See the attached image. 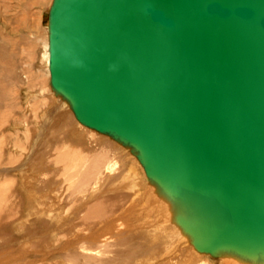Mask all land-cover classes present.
I'll return each instance as SVG.
<instances>
[{"label":"water","instance_id":"1","mask_svg":"<svg viewBox=\"0 0 264 264\" xmlns=\"http://www.w3.org/2000/svg\"><path fill=\"white\" fill-rule=\"evenodd\" d=\"M45 26L75 120L187 201L203 248L264 257V0H52Z\"/></svg>","mask_w":264,"mask_h":264},{"label":"rangeland","instance_id":"2","mask_svg":"<svg viewBox=\"0 0 264 264\" xmlns=\"http://www.w3.org/2000/svg\"><path fill=\"white\" fill-rule=\"evenodd\" d=\"M40 1L0 0V32L4 33H0V48L7 53L6 57L0 59L2 60L0 80L4 85L2 86L0 83V94H2L0 129L3 130H1L3 137L16 136L20 147H23V144L26 146H24L26 148L24 153L19 149L15 150L17 157H23L11 167L17 170L13 172V175L9 173V177L2 171L8 168L10 164L0 166L1 186H5L8 190L13 187L16 191L13 192L17 193V198L14 197L18 201L15 219L3 224V228L0 229V264H107V259L112 261L124 255L125 257L116 264H137V261L140 260V262L146 261V264H163L166 261L173 260L176 262L180 260L178 263L182 264L188 258L180 246L179 249L175 247L176 250L173 249L167 255L158 254L156 251L162 249L160 243L163 242V239L159 238L160 240L156 241V238L151 234L160 224L159 217L161 215L158 214L157 216L156 211H152L151 204L154 199H152V203L149 202L151 204L144 200L146 193L150 190V185L143 171L137 173L139 177L136 175L138 184L140 183L136 187V193L139 192L140 195L135 193L132 197L134 193L127 190L129 184L120 183L127 171L128 159L132 158L129 152L110 138L88 130L79 124L68 104L51 90L49 74L43 64H46L44 54L46 42L48 44L45 12L52 0ZM3 24H6V27ZM3 40L9 43L6 45L1 42ZM36 93H41V95L38 98H32L31 96ZM8 110H13L11 111L13 113L10 114ZM35 110H40V112L37 113ZM17 117L19 119H16ZM25 121L26 123H24ZM3 124L5 125L3 126ZM28 125H30L31 131ZM24 128L31 133H28ZM26 134L28 135L26 136ZM38 136L41 137L37 142ZM56 136L67 138L68 142H74L78 146L77 148H80L74 152V155H82L83 167L76 178L68 181L64 179L51 181V179V185L46 183L45 186V180H49V176L55 173L52 171L55 167L46 165V160H38L37 156L41 152L40 147L45 144L48 146L54 144L53 139ZM32 143L38 146L36 147ZM107 168H110L111 173ZM22 172L27 174L30 187L35 189L29 195L26 194L27 190L22 192L15 187V181L19 182ZM87 174L91 175L90 181L86 178L88 177ZM66 187L69 189L67 190ZM59 188L60 193L58 192ZM93 189H97L96 194L89 197L88 194ZM31 194L38 200L36 198H32L34 201L31 200ZM116 196H124L125 198L112 215L100 219L103 221L102 224L96 225L94 222L88 227H75L79 215L84 214L89 206L100 200L115 198ZM58 206L62 207L61 209L64 208L61 214L56 212ZM186 239L188 241V238ZM152 249L155 251V255ZM128 253H130L129 257L127 256ZM131 254H135V256L131 258ZM156 254H158V258L155 257L154 259ZM196 255L200 258L195 260L194 264H219L218 258Z\"/></svg>","mask_w":264,"mask_h":264},{"label":"bare ground","instance_id":"3","mask_svg":"<svg viewBox=\"0 0 264 264\" xmlns=\"http://www.w3.org/2000/svg\"><path fill=\"white\" fill-rule=\"evenodd\" d=\"M11 1V0H10ZM40 1V0H39ZM41 2V1H40ZM13 3V2H11ZM2 5V4H1ZM5 6V5H4ZM7 7V6H5ZM4 7V8H5ZM12 7V6H10ZM7 9V8H6ZM19 9V8H18ZM24 10V9H23ZM8 11V10H7ZM11 11V10H10ZM20 11V10H19ZM25 11H26V8H25ZM3 12V11H2ZM25 14V12H24ZM9 15V14H8ZM10 16V15H9ZM25 16V15H24ZM7 17V16H5ZM24 19V18H23ZM21 20V19H20ZM22 21V20H21ZM24 21V20H23ZM25 22V21H24ZM4 23V22H2ZM1 23V24H2ZM7 23V22H5ZM4 25V24H3ZM9 25V24H8ZM7 25V27H8ZM2 26V25H1ZM4 27H6V24L4 25ZM5 29V28H4ZM9 30V29H8ZM5 31V30H4ZM2 32V31H1ZM0 32V33H1ZM6 32V31H5ZM9 32V31H8ZM3 33V32H2ZM4 34V33H3ZM6 39V38H5ZM48 39V38H47ZM9 41V40H8ZM3 43H5L6 45L9 43L7 41H1ZM2 44V43H1ZM3 46H5L3 44ZM45 47H46V52H45V48L43 49L45 54L44 56L46 57V64H43L45 65V68L48 72V61H47V58H48V52H47V48H48V44L46 42L45 44ZM7 53L6 51H4L2 48H0V59L6 57ZM43 57V58H45ZM2 60H0V67H1V62ZM4 64L6 65L5 63V60H4ZM43 67V66H42ZM41 67V68H42ZM44 68V70H45ZM43 70V71H44ZM46 72V71H44ZM1 73V72H0ZM49 74V72H48ZM30 77V75H29ZM32 78V77H31ZM0 83H1V80H0ZM49 83H50V80H49ZM2 84V83H1ZM2 86H4L2 84ZM50 88L51 90L54 92V94L61 98L64 102H66V104H68L70 110H71V107H70V104L67 100H65L60 94H58L50 85ZM37 91V90H36ZM28 94V93H27ZM32 94V93H31ZM40 94H33L31 97L35 98L38 96H40ZM26 96V95H25ZM28 96V95H27ZM30 97V96H29ZM43 97V96H42ZM30 100V99H29ZM1 101H2V94H0V104H1ZM27 101V100H26ZM27 104V103H26ZM5 106H6V103H5ZM28 106V105H27ZM22 107V106H21ZM7 108V107H6ZM20 108V107H19ZM30 108V107H29ZM33 108V106H32ZM21 109V108H20ZM27 109V108H26ZM36 109V108H35ZM17 110V109H16ZM22 110V109H21ZM10 111V110H8ZM13 111V110H11ZM10 111V114H12ZM37 111V113L40 112V110H35V112ZM15 112V111H14ZM19 112V110L17 111V113ZM22 112V111H21ZM35 112L33 113V115L35 114ZM48 112V111H47ZM72 112V111H71ZM30 113V112H29ZM43 113V112H42ZM23 114V113H21ZM44 114V113H43ZM73 114V113H72ZM7 115V114H6ZM30 115V114H28ZM33 115H30L31 117ZM19 116V114H18ZM23 116V115H22ZM27 116V115H26ZM36 116V115H35ZM21 117V116H20ZM34 117V116H33ZM9 118V117H8ZM15 118V117H14ZM25 118V117H24ZM23 118V119H24ZM16 119H19V117H17ZM21 120V119H20ZM27 120V119H25ZM31 120V119H30ZM51 120V119H50ZM49 120V121H50ZM13 121V120H11ZM33 121V120H32ZM31 121V122H32ZM4 122V121H3ZM18 122L20 123V121L18 120ZM51 122V121H50ZM26 123V121L24 122ZM35 124H37L35 121H34ZM6 124V123H5ZM3 124V126L5 125ZM23 124V122H22ZM29 124V123H28ZM1 125V124H0ZM21 125V124H20ZM29 126V129L31 128L30 125ZM21 128V126H19ZM85 127V126H83ZM23 128V127H22ZM86 128V127H85ZM26 130V128H24ZM65 129V128H64ZM89 130V128H87ZM2 129H0L1 131ZM28 130V129H27ZM26 130V131H27ZM92 130V129H90ZM3 131V130H2ZM2 131L0 132V166L5 164V165H9L8 168H5V170H2L4 171V173L9 176V173H12L13 175V172L14 171H17L15 170L14 168H11L12 166L16 165L15 163L19 162L23 156H19L17 157L15 154V150L16 149H19L22 153H24L26 151V146L23 144V147L21 146L20 147V144L18 143V139L16 138V136L14 137H10L7 138V137H3L2 136ZM31 131V129H30ZM29 131V132H30ZM94 132H96L95 130H92ZM28 132V131H27ZM28 132V133H29ZM84 132V131H83ZM25 133V132H24ZM31 133V132H30ZM60 133V132H59ZM91 133V132H90ZM100 135H103V136H106L108 138H110L112 141L116 142L117 144L121 145L122 148H124L125 150H127L130 154V156L132 158H129L128 159V163H127V171L126 173H124V176L123 178L121 179L120 183H128V187H127V190L128 192H132L134 193L132 195V197H134L136 191H137V186H139L138 184V175L137 173H141L140 171L142 170L143 173H144V176L145 178L147 179L149 185H150V190L146 193V200L145 202L146 203H149L151 202L152 203V199H154L153 203H149L151 204V207H152V211L154 210V212L156 211L157 213V216L158 214L161 215L159 217L160 219V224L156 227V230H154L152 232V236H154V238H156V241L157 240H160L159 238H162L163 239V242L160 243L162 244L161 247L162 249L161 252L160 250H156L158 251V254H169L170 251H172L173 249L176 250L175 247H178L179 249V246H180V249L184 251V255L188 258V259H185V263L183 262L182 264H194V261L195 260H198L200 257L196 254H200V255H203V256H209V257H212V258H218L219 259V264H264V257H258V256H248V255H244V254H240L238 252H234V251H231V250H217L216 252H210L208 249L209 248H203L202 246L205 245V242L207 241L208 239V235H206V232L202 229V227H195L194 226V223H197L199 224V226H201V223H202V220H201V217L199 215V213L185 200H183V198L180 197H176V196H171L170 193H168L164 188H162V186H160L158 184V181L155 180L154 178H148L146 175H145V172H144V169H143V166L141 164V162L139 161L138 157H137V153L136 151L129 145L127 144H123L121 141L107 135V134H102V133H99V132H96ZM63 134V133H62ZM28 134H26L27 136ZM52 135V134H51ZM58 135V133H57ZM70 136V135H69ZM95 136V135H93ZM39 137L41 136H38L37 137V142L39 140ZM67 137V136H66ZM97 137V136H96ZM25 138V137H24ZM77 138V136H76ZM75 138V139H76ZM43 139V138H42ZM52 140V139H51ZM54 141V144L51 145V146H48V145H44L42 147H40L41 149V152L40 154L37 156V159L38 160H46L45 164L46 165H50V166H53L55 167L54 171L55 173H52L53 175L52 176H49L50 179L49 180H45L44 182V185L46 186V183L48 185H51L50 183V180L51 181H60L61 179H64L65 181H68L72 178H76L80 172H81V169H82V155H77L75 156L74 155V152L76 150H79L80 148H77L78 146L75 145L74 142H68L69 140L67 138H63L61 136L59 137H55L53 139ZM79 141V140H78ZM30 143V142H29ZM28 143V144H29ZM78 143V142H77ZM32 144H35V143H32ZM38 144V143H37ZM27 145V144H26ZM118 145V146H119ZM25 146V147H24ZM36 146V144H35ZM38 146V145H37ZM36 146V147H37ZM29 147V146H28ZM64 147V148H63ZM25 148V149H24ZM31 149V148H30ZM33 149V148H32ZM35 149V148H34ZM123 149V150H124ZM28 150V148H27ZM82 150V149H81ZM89 150V149H88ZM34 151V150H33ZM32 151V152H33ZM126 151V152H127ZM127 152V153H128ZM21 153V154H22ZM26 155H28L26 153ZM89 156V155H88ZM95 157V156H94ZM85 158V157H84ZM27 159V158H26ZM87 159V158H86ZM84 159V160H86ZM88 160V159H87ZM44 164V165H45ZM124 166V165H123ZM52 167V168H53ZM44 168V167H43ZM87 169V167H85ZM84 168V169H85ZM46 169V168H45ZM107 170L109 171L110 168H107ZM50 172V171H49ZM89 172V171H88ZM110 172V171H109ZM1 173V172H0ZM47 173V172H46ZM111 173V172H110ZM20 174V173H18ZM93 174V173H92ZM11 175V176H12ZM86 175V174H85ZM138 177H137V176ZM88 177H86L87 179H89L90 181V174H87ZM10 177V176H9ZM20 179H19V182H17V180L15 181L16 185L15 187L16 188H19V191H22L23 190H27V193L26 194H30L31 192L33 193V191L35 189L31 188L30 187V184L28 182V176L27 174L25 173H21L20 175ZM37 178V177H36ZM83 178V177H82ZM85 178V177H84ZM83 178V179H84ZM48 179V178H47ZM38 180V179H37ZM11 182H13L12 180H10ZM39 181V180H38ZM44 181V180H43ZM74 181V179H73ZM87 181V180H85ZM53 183V182H52ZM69 184V183H68ZM53 185V184H52ZM36 186V185H35ZM43 186V185H42ZM38 188V186H36ZM40 187V186H39ZM126 187V186H125ZM46 189V188H45ZM63 188H61L62 190ZM66 189L68 190L69 188L66 187ZM42 190V189H41ZM96 190L97 189H93L91 192H89L88 196L89 197H93L95 194H96ZM122 190V189H121ZM15 191L13 189V187L11 188V190L9 189H6L5 186H1V181H0V229L1 227L3 226V224L9 222V221H13V219H15L16 217V207H17V203L18 201L16 200V195L17 193L13 192ZM60 191V188L58 190V192ZM62 192H64V190H62ZM126 192V191H125ZM60 193V192H59ZM58 193V195H59ZM139 192H137L136 194L137 195H140L138 194ZM136 195V196H137ZM16 198H15V197ZM83 196V195H82ZM31 200L34 201V195L31 194ZM34 198V199H32ZM125 197L124 196H116L115 198H108V199H103V200H100L99 202H97L96 204L94 205H91L87 208V210L85 211L84 214L82 215H79V218L77 219L76 223H75V227H78V226H83V227H88L90 224H95L98 225L99 223L103 222V221H100L101 218H106L107 216H110L112 215V213H114L113 211L115 209H117L123 202V199ZM160 198V199H159ZM36 200H38V198H36ZM57 201V200H56ZM38 203V202H37ZM144 203V202H143ZM52 204V203H51ZM38 208V207H37ZM60 208V209H59ZM62 207L58 206L56 212H60V214L62 213L63 209H61ZM35 210V209H34ZM60 210V211H59ZM148 210V208H147ZM153 212V213H154ZM67 213V211H66ZM65 213V214H66ZM155 213V214H156ZM58 214V213H57ZM58 218H59V214L57 215ZM63 217V216H62ZM52 218V217H51ZM60 219V218H59ZM149 219V218H148ZM57 220V219H56ZM105 220V219H103ZM158 222V221H157ZM201 222V223H200ZM159 223V222H158ZM102 224V223H101ZM156 225V224H155ZM47 226V225H46ZM3 228V227H2ZM195 228V231L192 232L190 230L194 229ZM202 232V233H201ZM199 233H201V236L199 237ZM28 234V233H27ZM142 237V236H141ZM188 238V241L187 239ZM183 239V240H182ZM186 239V242H184V240ZM155 241V240H154ZM162 241V240H161ZM199 242V243H198ZM159 243V242H158ZM200 244V245H199ZM191 245V246H190ZM157 246V245H156ZM155 248H158V247H155ZM154 248V250H155ZM192 248V249H191ZM132 250V249H131ZM153 250V249H152ZM153 250V251H154ZM180 250V251H181ZM179 251V252H180ZM128 252V251H127ZM135 252V250H134ZM132 251V253H134ZM177 252V251H176ZM155 253V251L153 252V254ZM174 253V252H173ZM182 253V252H181ZM121 254V253H120ZM130 253L127 254V256L129 255ZM150 254V253H149ZM158 254H156L157 256H154L153 258L155 259V257L158 258ZM155 255V254H154ZM181 255V254H180ZM126 256V257H127ZM132 256H135V254H131V258ZM150 256V255H149ZM191 256L193 257L191 259ZM120 257V256H119ZM117 257L118 259H113L112 261H110V259L106 260L107 264H116V263H119L120 262V259H122L124 256H121L120 258ZM129 257V256H128ZM127 257V258H128ZM148 257V256H147ZM160 257V255H159ZM136 258V257H134ZM156 258V259H157ZM161 258V257H160ZM175 258H176V255H175ZM174 258V259H175ZM211 258V259H212ZM143 259V258H142ZM151 259V258H150ZM169 259V257H168ZM136 260V259H135ZM144 260V259H143ZM171 260V259H170ZM184 260V259H183ZM141 261V260H140ZM140 261H137V264H146L145 262H140ZM166 261V260H165ZM180 260L178 261H166L165 263L163 264H179ZM134 262V261H133ZM151 262V261H150ZM149 262V263H150ZM160 262V261H159ZM179 262V263H178ZM131 263V262H130ZM106 264V263H105ZM161 264V263H160Z\"/></svg>","mask_w":264,"mask_h":264}]
</instances>
